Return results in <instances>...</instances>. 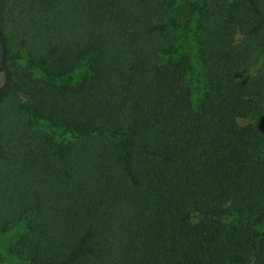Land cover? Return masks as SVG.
Masks as SVG:
<instances>
[{
  "label": "trees",
  "instance_id": "1",
  "mask_svg": "<svg viewBox=\"0 0 264 264\" xmlns=\"http://www.w3.org/2000/svg\"><path fill=\"white\" fill-rule=\"evenodd\" d=\"M0 34V264H264V0H0Z\"/></svg>",
  "mask_w": 264,
  "mask_h": 264
},
{
  "label": "rangeland",
  "instance_id": "2",
  "mask_svg": "<svg viewBox=\"0 0 264 264\" xmlns=\"http://www.w3.org/2000/svg\"><path fill=\"white\" fill-rule=\"evenodd\" d=\"M192 30L187 29L182 31L180 35L177 36L176 46H177V57L183 55L184 53H193L194 52V45H193V37H192ZM86 73V65L81 64L78 68L74 71L73 78L78 79L80 76ZM192 82V81H191ZM193 90L196 91L197 88L194 86L192 82ZM239 125H244L248 121L246 119H238L237 120Z\"/></svg>",
  "mask_w": 264,
  "mask_h": 264
},
{
  "label": "water",
  "instance_id": "3",
  "mask_svg": "<svg viewBox=\"0 0 264 264\" xmlns=\"http://www.w3.org/2000/svg\"><path fill=\"white\" fill-rule=\"evenodd\" d=\"M6 50H7L6 42L0 34V65L5 74V81L0 86V95L3 94L9 88L10 85V78L6 65Z\"/></svg>",
  "mask_w": 264,
  "mask_h": 264
}]
</instances>
